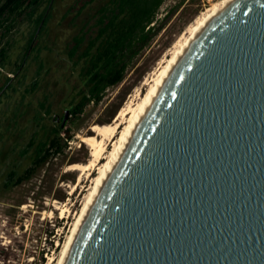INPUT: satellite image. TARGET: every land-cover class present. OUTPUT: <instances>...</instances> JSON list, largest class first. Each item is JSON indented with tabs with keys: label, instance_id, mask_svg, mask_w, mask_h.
<instances>
[{
	"label": "water",
	"instance_id": "water-1",
	"mask_svg": "<svg viewBox=\"0 0 264 264\" xmlns=\"http://www.w3.org/2000/svg\"><path fill=\"white\" fill-rule=\"evenodd\" d=\"M66 264H264V0H234L204 29Z\"/></svg>",
	"mask_w": 264,
	"mask_h": 264
},
{
	"label": "rangeland",
	"instance_id": "rangeland-1",
	"mask_svg": "<svg viewBox=\"0 0 264 264\" xmlns=\"http://www.w3.org/2000/svg\"><path fill=\"white\" fill-rule=\"evenodd\" d=\"M89 1H59L50 24V36L39 47V60L45 63L52 61L49 72L43 71L36 92L27 94L26 90L33 84L39 62L35 60L37 52H31L29 63L33 64V68L24 71L26 78L19 77L23 83L18 84V91L4 97L0 104V150L6 144L9 147L3 140L7 137V129H15L17 121L18 129L25 130V139L21 143L28 142L35 130L34 110L40 108L46 96H51L53 116H57L59 122L68 112L64 127L71 128L73 135L72 141L60 156L50 160L43 168L32 173L29 180L18 185L11 184L9 188L4 186L2 177L8 171L10 160L3 165L0 172V264H48L50 257L56 259L60 255L71 234L75 217L61 218V211L56 206H63L67 201L72 205L80 201V205L72 208V214L81 210V191L72 193L79 173H71L70 169L76 164L90 161L92 150L83 138L94 135V132L86 131L94 125L114 122L122 108L130 104V101H136L138 93L140 96L146 93L149 86L144 83L157 71L160 62L167 57L180 36L221 0H167L157 13L151 37L130 63L123 82L108 88L100 103H91L80 116L71 117L70 102L81 85V64L75 63L82 50L73 55L70 53L76 44L74 38L82 23L86 24L89 34L85 46H88L98 30L92 18L93 8L98 1L86 5L87 14L79 15L80 9ZM24 30L27 31L26 28ZM24 44L20 42L15 45L12 51L13 63L21 57L19 51L22 52ZM10 77L17 78L14 74ZM52 121V118L47 117L39 126ZM2 135L4 137L1 140ZM86 185L90 187L91 183L87 182Z\"/></svg>",
	"mask_w": 264,
	"mask_h": 264
},
{
	"label": "trees",
	"instance_id": "trees-1",
	"mask_svg": "<svg viewBox=\"0 0 264 264\" xmlns=\"http://www.w3.org/2000/svg\"><path fill=\"white\" fill-rule=\"evenodd\" d=\"M59 1L0 0V104L4 97L18 91V84L23 83L19 77L26 78L24 71L33 68V64L29 63L31 52H37L35 60L39 62L33 84L26 90L27 94L35 93L43 71L49 72L52 61L45 63L39 60V47L50 36V24ZM96 1L98 4L94 6L92 15L94 27L98 29L96 36L85 46L89 32L86 24L82 23L74 38L76 44L70 51L73 55L82 50L75 63L81 64V85L70 102L71 117L80 116L91 103H100L108 88L123 82L130 63L151 37L157 13L167 0H90L80 9L79 15L86 13V5ZM20 42H25L22 52L19 51L21 57L13 63L12 51ZM11 74L17 78L10 77ZM51 99V96H46L40 108H35V130L27 143H21L25 139V130L18 129V121L15 129H7L8 134L3 142L8 143L9 147L6 144L0 150V172L10 160L8 171L2 177L6 188L29 180L32 173L60 156L72 141L71 128L63 126L65 116L60 122L57 116H53L54 104ZM47 117L52 118L53 123L40 127L41 121Z\"/></svg>",
	"mask_w": 264,
	"mask_h": 264
},
{
	"label": "bare ground",
	"instance_id": "bare-ground-1",
	"mask_svg": "<svg viewBox=\"0 0 264 264\" xmlns=\"http://www.w3.org/2000/svg\"><path fill=\"white\" fill-rule=\"evenodd\" d=\"M233 1L234 0H221L214 4L211 9L203 13L186 29L175 43L172 50L168 53L167 57L160 62L157 71L150 75L151 77L144 83L145 86H149L146 93H143L142 96H140L139 93L138 96L136 94V101L132 100L130 104L122 108L114 122L110 124L94 125L90 130L86 131L87 133L94 132V135L83 138V141L86 142L92 150L90 161L86 164H76L70 169L71 173H79L78 181L74 185L72 193L81 191L80 196H83V203L81 210L77 213L75 212V215L72 214V208L80 205V201L73 205L67 201L63 206H56V209L61 211V218L75 217V222L70 236L61 249L60 255L56 257V259L50 257L48 264L67 263L77 237L92 207L119 163L141 122L144 120L164 86L173 75L176 67L183 60L204 29ZM87 182L91 183L90 187L86 185Z\"/></svg>",
	"mask_w": 264,
	"mask_h": 264
}]
</instances>
